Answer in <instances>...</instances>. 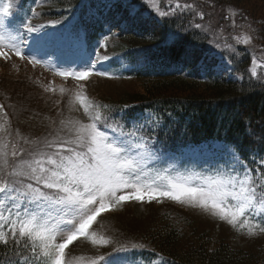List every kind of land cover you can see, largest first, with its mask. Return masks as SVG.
<instances>
[{"label": "snow or ice", "instance_id": "snow-or-ice-1", "mask_svg": "<svg viewBox=\"0 0 264 264\" xmlns=\"http://www.w3.org/2000/svg\"><path fill=\"white\" fill-rule=\"evenodd\" d=\"M34 3L43 7L41 0ZM18 7L14 0H0V59L7 62L16 56L39 64L40 60L28 55L31 45L54 37L56 32L47 29H57L63 20L33 25V18H40L41 13L32 8L31 16L17 25ZM176 9H192V5L182 9L179 3L175 8L169 3L167 10H154L163 18L174 15ZM138 14L135 8L129 11L133 18ZM199 15L203 19L204 14ZM232 23L235 26V20ZM234 39L249 45L253 37L238 35ZM80 42L86 43L85 37L81 36ZM164 43L175 47V42ZM98 44L94 58L89 53V59L74 62L71 70L46 66L65 79L86 81L93 74L111 79L113 74L104 65L112 57L100 53L107 44ZM179 55L190 59L194 54L184 49ZM251 64L250 76L264 79L258 74L264 61L253 56ZM45 91L55 92L56 88ZM66 91L60 88L61 94ZM68 108L69 112H82L83 119L62 118L43 138L21 140L0 104V251H11L15 264H125L127 257L121 253L151 251L143 244H121L107 256L86 260L69 250L81 238L93 246L114 243L98 236L93 225L103 213L122 210L128 202L150 204L166 199L209 214L237 233L246 231L248 237L264 234V157L259 167L250 168L240 159L238 149L221 145L230 157L224 164L210 170L181 171L169 163L172 157L166 150L157 147L158 138L145 135L146 128L155 131L161 120L133 119L131 130H126L124 123L113 119L111 107L90 98L82 84L70 97ZM11 260L9 257L5 264ZM158 264L167 262L160 257Z\"/></svg>", "mask_w": 264, "mask_h": 264}, {"label": "trees", "instance_id": "trees-1", "mask_svg": "<svg viewBox=\"0 0 264 264\" xmlns=\"http://www.w3.org/2000/svg\"><path fill=\"white\" fill-rule=\"evenodd\" d=\"M210 2L236 6L257 26L264 40V0H209L207 4L212 5ZM41 4L43 7L37 9L41 17L36 20L66 22L79 13L77 29L85 33L88 42L108 36L104 52L118 56L130 67L131 79L139 82L134 87L99 96L86 87L87 95L108 104L113 119L124 123L126 130H131L133 119L161 120L160 127L155 131L146 128L145 135L156 136L157 147H163L176 161L193 167L206 153L219 154L218 164H224L230 157L224 150H215L214 142L220 141L238 149L248 167L260 166V158L264 157V81L250 76L248 52L242 56L230 54L234 65L231 73L217 70L211 52L223 42L218 37L213 40L204 27H195L203 26L195 9H176L174 15L161 18L154 9L164 6L152 0H41ZM180 5L183 9L185 3ZM132 8L139 13L135 18L129 15ZM166 40L169 44L175 42V47L165 45ZM184 49L194 55L182 58L179 53ZM144 111L151 112L152 118L143 116ZM213 165L211 160L207 166L211 169ZM157 209L161 211L150 214L145 225L133 223L132 230L123 234L131 237L122 244L139 242L151 250L131 252L137 263L158 264L163 257L167 264H264V241L255 247H237L211 228H200L183 210L168 204ZM113 214L98 217L92 230L110 237L105 220ZM76 243L69 249L72 254ZM9 257L10 264H15L11 251H0V264Z\"/></svg>", "mask_w": 264, "mask_h": 264}, {"label": "rangeland", "instance_id": "rangeland-1", "mask_svg": "<svg viewBox=\"0 0 264 264\" xmlns=\"http://www.w3.org/2000/svg\"><path fill=\"white\" fill-rule=\"evenodd\" d=\"M152 1L157 6H164L161 10H167L169 3L197 4L192 9H195L196 15L200 18L199 13L204 14L203 19H201L203 27L207 28V32L212 35L213 40H217L216 37H218L223 42L221 47L216 46L215 49L223 50L229 56L231 53L242 56L248 52L251 56V61L253 56L258 61H264V40L258 32L257 26L250 19L244 17L236 6L218 5L211 2L210 4L212 5H209L207 4L209 0H190L189 2L187 0H183V2L180 0H165V4L159 0ZM22 2L23 0H14V4H18L19 7L24 6L18 14V19H15L17 25L28 16L27 7L32 6V3ZM233 20H235V26L232 23ZM47 31H55L56 35L38 44H32L28 52L29 56H35L41 63L33 65L28 60H21L16 56H12V59L7 62L3 59L0 61V104L5 106V111L9 113L12 128L19 131L21 140L25 137L29 140L43 138L58 126L62 118L73 116L83 119L82 112H69L67 116L69 110L68 101L72 94L78 90V85H83V83L70 80V84L69 79L56 75L53 68L46 65L54 64L59 66V70H71L75 67L74 62H83L89 59V52L86 50L85 43L82 45L80 40L73 37L68 29L64 30L61 26H57V29L49 28ZM238 35H251L253 37L252 43L249 45L237 43L234 37ZM226 45H231L232 48H228ZM59 46L65 48L61 50ZM232 49H235V51ZM219 60L220 65L218 67L220 69H231L229 60L224 54H221V57L219 56ZM104 67L109 73L113 74V78L109 79L93 74L95 77L90 81L91 83L84 86L85 89L87 87L96 96H99L100 93L116 94L119 90L134 87L139 83L125 78L127 68L119 62L110 60L105 63ZM258 74L264 75V68L258 69ZM261 80L264 81V79ZM51 87H55L56 91H45L46 88ZM62 87L67 90L64 94L60 92ZM57 119H59L58 122ZM217 147H219V144H217ZM210 158V155L205 154V157H202L199 161L203 165L197 163L193 167L173 160L170 163H175L181 171H202L205 169L210 170L207 166L211 161ZM165 204L183 210L195 219L200 228H211L217 234L232 240L237 247H255L264 241V234H258L257 237H248L246 231L237 233L230 225L213 218L209 214L165 199L162 202H152L150 204L125 203L122 210H115V214L106 217L105 220L110 226L108 230L110 237L108 238L114 243L93 246L90 241L81 238L73 249V255H83L86 260H93L112 253L114 247H118L123 240L131 237L130 235L123 236V234H126L129 229L132 230L133 223L138 225L145 222V225L147 219L150 218V214L159 213L161 210L157 208ZM96 233L98 236L101 235L97 231ZM130 241V243L134 242L133 239ZM138 243L134 242V244ZM128 247H131V245ZM120 256L127 257L125 264H135L132 260L134 255L132 256L131 252L121 253Z\"/></svg>", "mask_w": 264, "mask_h": 264}]
</instances>
